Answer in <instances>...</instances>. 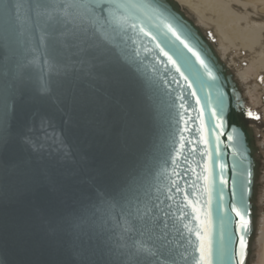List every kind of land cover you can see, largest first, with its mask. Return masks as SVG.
Segmentation results:
<instances>
[{
  "label": "snow or ice",
  "instance_id": "obj_1",
  "mask_svg": "<svg viewBox=\"0 0 264 264\" xmlns=\"http://www.w3.org/2000/svg\"><path fill=\"white\" fill-rule=\"evenodd\" d=\"M192 39L167 0H0V176L17 144L32 152L56 146L71 154L45 108L64 111L65 99L75 105L74 90L87 81L104 78L113 92L123 93L131 88V73L156 107L168 111L173 128L156 164L148 157L118 161L80 181L79 195L54 219L43 218L48 242L70 247L75 257L54 264H248L252 220L246 197L253 172L242 151L243 133L235 127L224 131L226 94L218 88L214 97L209 93L219 77ZM37 93L45 105L32 103ZM206 112L215 121L211 128L204 123ZM197 122L199 127L190 126ZM209 135L216 141L214 158L199 148L211 143ZM222 136L238 157L230 200L224 197L229 166L220 162ZM197 152L208 157L206 163L195 160ZM201 180L198 194L193 189ZM48 191H57L55 182ZM42 195L37 191V200ZM214 201L218 233L212 226ZM229 213L237 218L235 248Z\"/></svg>",
  "mask_w": 264,
  "mask_h": 264
},
{
  "label": "water",
  "instance_id": "obj_2",
  "mask_svg": "<svg viewBox=\"0 0 264 264\" xmlns=\"http://www.w3.org/2000/svg\"><path fill=\"white\" fill-rule=\"evenodd\" d=\"M167 5L191 34L192 42L219 77L215 86L208 91L213 97L217 88L226 94L229 107L228 123L224 131H231L235 127L243 133L242 151L247 167L253 172V184L246 197L248 215L252 220V231L247 236L250 242L248 264H257L261 232L264 231V121L246 114L251 111L260 117L246 86L223 56L209 30L177 0H167ZM127 79L131 88L123 93L113 92L109 83L101 78L77 87L74 90L77 103L74 105L71 99H65L64 111L46 106L53 128L63 136L67 145L65 151L70 150L69 156L66 157L56 146H46L41 152H32L22 144L13 146L3 162L5 171L0 176V264H54L73 260L75 257L70 247L48 242V226L43 218L51 220L63 212L66 205L79 195V189L83 187L80 181L84 178L95 177L118 161L136 157H148L150 164H156L161 152L167 151V146L171 144L169 133L173 131L168 111L156 107L131 73L127 74ZM193 87L198 90L200 86L194 84ZM197 94L202 95L199 91ZM190 100L195 108L194 99ZM32 103L36 106L46 104L38 93ZM69 118L70 122H66ZM204 123L209 128L215 123L210 113L206 112ZM190 126L199 127V122ZM193 134L197 137L200 135L196 132ZM184 135L191 139L189 133ZM209 140V145L201 144L199 148L204 152L212 151L214 158L216 141L211 135ZM221 140L224 143L219 147L224 155L220 162L229 166L223 173L228 179L224 197L230 200L232 164L238 157L234 158L232 150L225 147L228 143L226 136H222ZM195 160L203 164L208 157L197 152ZM17 176L38 179L39 184L33 185L31 179L25 181L17 179ZM53 182L57 185V191L49 192L48 188ZM203 185L201 180L198 188L193 191L199 194ZM37 191L43 194L39 200L36 197ZM200 199L207 211V195L200 196ZM36 207H39V213L34 212ZM229 214L233 218L229 227L233 231L232 247L235 248L237 218L234 213ZM212 226L217 233L222 227L215 201L212 204Z\"/></svg>",
  "mask_w": 264,
  "mask_h": 264
},
{
  "label": "bare ground",
  "instance_id": "obj_3",
  "mask_svg": "<svg viewBox=\"0 0 264 264\" xmlns=\"http://www.w3.org/2000/svg\"><path fill=\"white\" fill-rule=\"evenodd\" d=\"M177 1L223 46L222 53L228 56L233 64L235 62V70L244 86H248V79L251 75L254 76L253 85L255 81L260 83L261 86L257 90L262 94L260 97H263L264 0ZM262 134L264 136V130ZM260 239L264 242V231L261 232ZM259 264H264V245Z\"/></svg>",
  "mask_w": 264,
  "mask_h": 264
},
{
  "label": "rangeland",
  "instance_id": "obj_4",
  "mask_svg": "<svg viewBox=\"0 0 264 264\" xmlns=\"http://www.w3.org/2000/svg\"><path fill=\"white\" fill-rule=\"evenodd\" d=\"M212 35V34H211ZM213 36V35H212ZM214 38V37H213ZM216 44L218 45V47H220V43L218 41H216V39L214 38ZM219 43V44H218ZM223 48V46L221 45L220 49ZM222 52H223V49H221ZM223 54V53H222ZM224 55V54H223ZM225 58L228 59L229 63H231V65L235 68V62L233 64V61L229 60V57L224 55ZM254 76L251 75L250 78L248 79L249 81V85L246 86L249 94H250V98H251V101L253 100L255 102V104L258 106V108L255 107L257 113L260 115V119L262 121H264V101H263V98L260 97V92L257 90L258 88H260V83H258L257 81H255L254 85H253V82H254ZM258 86V87H257ZM254 90V91H253ZM253 91V92H252ZM255 92V93H254ZM264 96V95H263ZM259 102V103H258ZM254 105V104H253ZM264 130V127H262V131ZM264 221V219H263ZM264 229V228H263ZM263 245H264V242L261 240V244H260V249L258 251V257H257V264H259L260 262V256H261V252H262V248H263Z\"/></svg>",
  "mask_w": 264,
  "mask_h": 264
},
{
  "label": "flooded vegetation",
  "instance_id": "obj_5",
  "mask_svg": "<svg viewBox=\"0 0 264 264\" xmlns=\"http://www.w3.org/2000/svg\"><path fill=\"white\" fill-rule=\"evenodd\" d=\"M261 78H262V76L259 77L260 80L258 79L260 82H261ZM262 98L264 99V96ZM252 103L254 104V107L258 108V106L255 104V102L253 100H252Z\"/></svg>",
  "mask_w": 264,
  "mask_h": 264
}]
</instances>
